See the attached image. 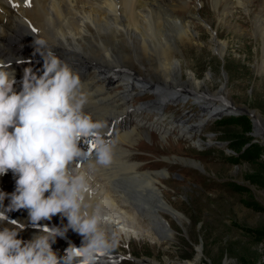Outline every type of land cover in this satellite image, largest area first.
<instances>
[{"label": "bare ground", "instance_id": "6f19581e", "mask_svg": "<svg viewBox=\"0 0 264 264\" xmlns=\"http://www.w3.org/2000/svg\"><path fill=\"white\" fill-rule=\"evenodd\" d=\"M257 3L258 0H210L211 22L204 15L208 5L204 0H0V61H12L11 67L20 81L29 64L15 61L24 59L31 61L34 68L41 67L43 60L38 54L33 55V42L36 37L43 38L48 48L79 73L87 97L84 111L107 124L103 131L112 144V162L102 166L93 159L79 168L90 177L89 211L100 215V227L109 237L123 243L137 238L164 245L174 239L167 217L183 227L184 216L160 190L170 172L141 165L143 157L131 152L140 151L136 144L149 134L152 141L153 136H159L169 146V136L191 140V134L199 132L206 122L220 117L219 108L239 112L242 107H235L230 96H219L222 89L212 92L209 73L199 78L186 68L183 54L204 44L214 55L223 57L228 42L219 38L217 29L224 27L233 36H244L238 26L232 25L234 12L243 7L248 13ZM215 23L217 29L213 27ZM206 30L211 31L208 42L203 41L201 34ZM252 34L262 40L259 68L264 70V17L259 16L253 23ZM126 85L129 88H120ZM182 94H186L182 102L189 95L192 97L189 105H197L195 110L186 106L175 115L165 112L166 99ZM210 102L216 108L208 110L203 120L198 118ZM136 106L141 113L134 115L128 127L122 125L121 130L114 132L124 113L136 111ZM245 109L252 119L262 118L259 112ZM207 117L211 118L206 120ZM259 122L253 121L254 136L264 137V133H256ZM191 145L201 148L198 142ZM172 163L204 172L198 162L190 159L175 158ZM14 188L11 171L0 176V191L11 193ZM8 202L6 199L5 205ZM9 217L25 224L21 232L25 240L38 231L27 222L26 210L9 213ZM40 223L49 227L61 225V218L57 215L50 222ZM63 223H67L66 218ZM72 232L69 230L65 238L58 237L53 245L60 255L69 242L80 246L81 239ZM122 257L98 254L97 264H113ZM202 257V248L197 247L192 260L175 261L167 256L162 263L204 264ZM140 263L158 264L154 260Z\"/></svg>", "mask_w": 264, "mask_h": 264}, {"label": "rangeland", "instance_id": "374dc122", "mask_svg": "<svg viewBox=\"0 0 264 264\" xmlns=\"http://www.w3.org/2000/svg\"><path fill=\"white\" fill-rule=\"evenodd\" d=\"M204 1L208 2L204 15L212 22L210 0ZM258 3L248 13L243 7L234 12L232 25L238 26L244 36H233L224 27L218 30L217 23L213 25L219 38L228 42L223 57L214 55L204 44L186 50L183 55L186 68L197 77L204 78L209 73L212 92L222 89L219 96L227 94L235 107L255 110L262 118L252 119L236 110L219 108L220 117L202 125L199 132L191 134V140L169 136L166 138L169 146L159 136H153V141L150 134L143 137L136 144L142 153L132 154L143 157L141 165L170 172L160 190L184 216V225L181 227L167 217L174 229V239L164 245L137 238L127 243L117 241L108 253L123 257L113 264H143L141 260L163 264L167 256L175 261L192 260L197 247L202 248L204 264H264V137L254 136L253 123L259 120L256 133H264V70L259 68L262 40L252 34L253 23L259 16L264 17V3L262 0ZM208 31L201 33L204 42L210 39L211 31ZM180 96L166 99L165 112L175 115L186 106L195 110L197 105H189L190 95L184 102L182 97L186 94ZM216 106L210 102L198 118ZM140 113L136 106V111L124 113L123 120L127 115L133 119ZM119 130L116 124L114 132ZM190 142H198L201 148H193ZM175 158L198 162L205 175L190 166L173 164ZM73 234L76 239H82Z\"/></svg>", "mask_w": 264, "mask_h": 264}, {"label": "clouds", "instance_id": "9594fccd", "mask_svg": "<svg viewBox=\"0 0 264 264\" xmlns=\"http://www.w3.org/2000/svg\"><path fill=\"white\" fill-rule=\"evenodd\" d=\"M33 45L43 64L34 68L18 58L17 64H29L19 88L12 61H0V176L11 171L15 180L13 192L0 191V264H97V255L117 241L100 227V215L89 211L90 177L76 165L92 155L95 164L112 162V144L103 131L107 124L84 111L87 97L79 73L43 38L36 37ZM86 138L93 152L80 147ZM20 210L38 229L28 240L21 237L25 224L9 217ZM57 215L61 225H41ZM69 230L81 244L69 242L60 255L53 245Z\"/></svg>", "mask_w": 264, "mask_h": 264}, {"label": "water", "instance_id": "95a60500", "mask_svg": "<svg viewBox=\"0 0 264 264\" xmlns=\"http://www.w3.org/2000/svg\"><path fill=\"white\" fill-rule=\"evenodd\" d=\"M239 113H240L241 115H246V114H247L246 111H244L243 109H240V110H239Z\"/></svg>", "mask_w": 264, "mask_h": 264}]
</instances>
